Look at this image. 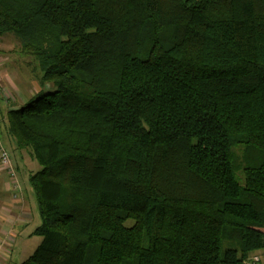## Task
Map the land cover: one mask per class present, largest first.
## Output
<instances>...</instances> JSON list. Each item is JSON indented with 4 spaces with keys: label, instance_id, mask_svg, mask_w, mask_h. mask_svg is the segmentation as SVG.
I'll use <instances>...</instances> for the list:
<instances>
[{
    "label": "trees",
    "instance_id": "obj_1",
    "mask_svg": "<svg viewBox=\"0 0 264 264\" xmlns=\"http://www.w3.org/2000/svg\"><path fill=\"white\" fill-rule=\"evenodd\" d=\"M6 35L55 88L4 119L41 167L22 264L264 251V0H0Z\"/></svg>",
    "mask_w": 264,
    "mask_h": 264
},
{
    "label": "rangeland",
    "instance_id": "obj_2",
    "mask_svg": "<svg viewBox=\"0 0 264 264\" xmlns=\"http://www.w3.org/2000/svg\"><path fill=\"white\" fill-rule=\"evenodd\" d=\"M17 44L18 41L13 35H6L3 40H0V121L3 119V117L7 116L10 109L18 108L21 105L30 102L33 100V98L38 97L42 93L55 91V88L52 84H46L45 86L40 84L42 72H40L37 62L13 52L16 49ZM0 129L2 130V135H5L4 121H2ZM5 138L7 139L6 135ZM225 143H227V139H225ZM5 146L13 155L14 144L6 141ZM35 166V173L41 170V167L37 162L35 163ZM34 172L31 174H23L20 172L19 177L21 183H23L25 187L27 186V192L31 194L32 192H35L34 187L30 182V178ZM236 175L239 182L243 184L244 176L240 172H237ZM33 210L36 212V224H32L30 226V231L38 228L42 223L37 200ZM19 229L20 227L17 226V232ZM1 238L2 237L0 236V239ZM41 241L42 238L40 236H32L30 239H28L26 236L21 235V237L18 239L17 249L15 251L14 257L10 258L6 251H2V253L0 251V259H2L4 264H22L33 255ZM2 245L0 242V248H2ZM14 246L15 245L12 246V249ZM257 255L260 256L261 261L264 264V251Z\"/></svg>",
    "mask_w": 264,
    "mask_h": 264
},
{
    "label": "crops",
    "instance_id": "obj_3",
    "mask_svg": "<svg viewBox=\"0 0 264 264\" xmlns=\"http://www.w3.org/2000/svg\"><path fill=\"white\" fill-rule=\"evenodd\" d=\"M4 118L0 121V126ZM0 136L4 145L6 141L12 143L10 138L7 137L6 139L5 135H2V130L0 131ZM11 156L18 173V178L20 177V172L31 174L36 170L35 162L31 160L30 155L24 151L20 152L15 145L13 155L11 154ZM19 185L21 187L17 188L14 180L7 173V170L2 166L0 161V236L2 237L0 242L1 245L3 244L0 251L1 253L2 251H6L10 258H13L15 255L18 239L21 235L26 236L28 239L34 236L32 234L35 229L30 231V226L36 224V212L33 210L37 200L36 194L35 192H32V194L27 192V186L25 187L20 180ZM17 226L20 227L18 232L16 230ZM13 245L15 246L12 249ZM0 264H4L2 259H0Z\"/></svg>",
    "mask_w": 264,
    "mask_h": 264
},
{
    "label": "built area",
    "instance_id": "obj_4",
    "mask_svg": "<svg viewBox=\"0 0 264 264\" xmlns=\"http://www.w3.org/2000/svg\"><path fill=\"white\" fill-rule=\"evenodd\" d=\"M0 161L2 166L7 170V173H9L12 179L14 180L17 188H20L21 185H19L18 173L16 172L14 161L12 159L9 150L3 144L1 140V136H0ZM251 262H252L251 264H263L259 255H254V258L252 259Z\"/></svg>",
    "mask_w": 264,
    "mask_h": 264
}]
</instances>
